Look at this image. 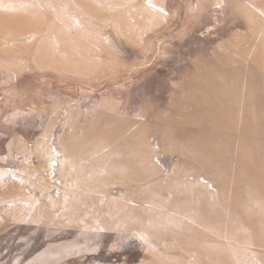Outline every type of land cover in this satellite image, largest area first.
Returning <instances> with one entry per match:
<instances>
[{
	"label": "rangeland",
	"instance_id": "obj_1",
	"mask_svg": "<svg viewBox=\"0 0 264 264\" xmlns=\"http://www.w3.org/2000/svg\"><path fill=\"white\" fill-rule=\"evenodd\" d=\"M263 58L264 0H0V264H264Z\"/></svg>",
	"mask_w": 264,
	"mask_h": 264
},
{
	"label": "bare ground",
	"instance_id": "obj_2",
	"mask_svg": "<svg viewBox=\"0 0 264 264\" xmlns=\"http://www.w3.org/2000/svg\"><path fill=\"white\" fill-rule=\"evenodd\" d=\"M262 51V50H261ZM261 59V58H260ZM264 59V58H263ZM261 61H263V60H261ZM253 64H255V63H253ZM232 89L230 90V88H227V93H226V96L225 95H223V97H222V99L221 98H217V100H216V103H220L221 105H226V103H231V104H235V101H236V99H235V97H234V85H232ZM251 87V86H250ZM252 88V87H251ZM230 90V91H229ZM262 99H264V97H262ZM264 102V101H263ZM253 111V110H252ZM252 111H250V112H252ZM256 117L252 120L253 122H256ZM227 125V126H226ZM226 127H231V128H233L232 130H234V121H230L229 123H226ZM251 134H253L254 133V131H251L250 132ZM246 148V147H245ZM241 149H243L242 147H241ZM244 150V149H243ZM247 150V149H246ZM215 169V168H214ZM229 169V168H228ZM223 172V171H222ZM221 172V173H222ZM240 173H242V172H240ZM223 175H225V174H223ZM241 175V174H240ZM242 176H243V174H242ZM232 178V177H231ZM204 179V178H203ZM247 179V178H246ZM226 180V179H225ZM239 180V179H238ZM232 181V180H231ZM239 183H241L240 182V180H239ZM244 185H245V183H244ZM228 186V185H227ZM229 188V187H228ZM248 188V187H247ZM224 189H225V187H224ZM257 189L260 191V194L262 193L263 195H261V197L262 196H264V177L261 179V180H259L258 181V185H257ZM252 191V189L251 188H249V190H248V192H251ZM247 192V191H246ZM187 193V192H186ZM193 193V192H192ZM191 193V194H192ZM206 193V192H205ZM225 193H227V192H225ZM225 193H224V195H225ZM244 194V193H243ZM253 194H255V193H248V195L249 196H251V195H253ZM207 195V194H206ZM206 195L204 196L203 195V197L205 198L206 197ZM222 195V194H221ZM245 195V194H244ZM256 195H257V193H256ZM255 195V196H256ZM251 200V199H250ZM259 201V200H258ZM228 203H229V201H228ZM236 203V202H235ZM232 204V203H231ZM258 204V203H257ZM254 205H255V203H254ZM217 205L215 204V206H214V208L213 209H215V207H216ZM253 207V206H252ZM218 209V208H217ZM216 209V210H217ZM221 210V209H220ZM244 211L245 212H247V213H252V215L253 216H255V217H258V213L260 212V210L257 208V206H256V208H250L249 209V211L246 209V207H244ZM261 212L264 214V208L261 210ZM219 214V213H218ZM220 214H222V213H220ZM223 215H225L224 214V212H223ZM246 215V214H245ZM261 216V215H260ZM224 217H226V216H224ZM228 217V216H227ZM247 217V216H246ZM221 218V217H220ZM223 218V217H222ZM212 219V218H211ZM257 220V219H256ZM227 222V221H226ZM225 222V223H226ZM251 222V221H250ZM255 222V221H254ZM258 222V221H257ZM214 223V222H213ZM234 223V222H233ZM232 224V223H231ZM230 224V225H231ZM202 226V225H201ZM214 225L213 224H208V227H209V229H212V227H213ZM222 226H223V224H222ZM221 226V227H222ZM232 226V225H231ZM238 226V225H237ZM219 227V226H218ZM227 227V226H226ZM261 227V226H260ZM230 228V227H229ZM262 228V227H261ZM225 229V228H224ZM233 229V228H232ZM263 231V230H262ZM217 232V231H216ZM240 232H242V231H240ZM234 233V232H233ZM242 233H244V232H242ZM251 234L253 233V232H250ZM261 233V232H260ZM215 234V233H214ZM245 234V233H244ZM198 235V234H197ZM210 235V234H209ZM226 235V234H225ZM199 236V235H198ZM237 236V235H236ZM243 236V235H242ZM245 236V235H244ZM253 236H254V234H253ZM240 238V237H239ZM253 238V237H252ZM240 239H242V238H240ZM259 239V238H258ZM205 242V241H204ZM244 244V243H243Z\"/></svg>",
	"mask_w": 264,
	"mask_h": 264
}]
</instances>
